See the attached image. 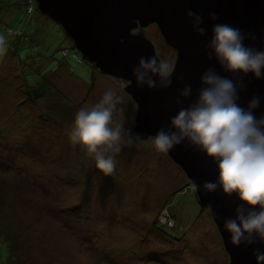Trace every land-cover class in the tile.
<instances>
[{"label": "rangeland", "instance_id": "1", "mask_svg": "<svg viewBox=\"0 0 264 264\" xmlns=\"http://www.w3.org/2000/svg\"><path fill=\"white\" fill-rule=\"evenodd\" d=\"M21 3L0 0V36L8 45L0 56V264H229L220 231L187 174L156 152L153 136L136 137L138 105L128 82L72 56L74 42L62 26L38 10L27 14ZM6 23L31 27L33 42L7 36ZM144 31L174 68L176 50L158 26ZM61 61L67 68L42 78L44 94L35 100L26 89L41 75L33 70ZM108 89L123 97L113 126L121 125L124 140L133 142L104 176L70 143L69 131L76 112Z\"/></svg>", "mask_w": 264, "mask_h": 264}, {"label": "water", "instance_id": "2", "mask_svg": "<svg viewBox=\"0 0 264 264\" xmlns=\"http://www.w3.org/2000/svg\"><path fill=\"white\" fill-rule=\"evenodd\" d=\"M35 1L42 14L62 26L85 60L104 74L128 82L125 89L138 105L135 130L139 138L154 137L161 128L170 130L172 117L197 103L201 90L207 87L202 76L209 70L234 82L237 103L242 107L247 109L254 97H260V105L253 111L257 118L264 116V78L227 70L210 46L214 25L227 23L241 29L245 46L264 50V0ZM189 11L203 18L198 30L193 28L196 17H189ZM211 12L218 18L213 19ZM151 24L158 26L177 58L170 85L166 78L154 76L155 87L147 83L137 87L132 68L141 57L159 56L145 31L133 30ZM167 154L187 174L201 206L213 217L230 256L229 264H257L254 252L257 248L264 251V244L234 246L223 228L226 220L236 218L238 208L247 215L248 206L237 194H225L219 185L212 192L203 189L206 181L218 184L217 164L188 140Z\"/></svg>", "mask_w": 264, "mask_h": 264}, {"label": "clouds", "instance_id": "3", "mask_svg": "<svg viewBox=\"0 0 264 264\" xmlns=\"http://www.w3.org/2000/svg\"><path fill=\"white\" fill-rule=\"evenodd\" d=\"M188 16L196 17L193 28L198 30L203 18L192 11ZM210 16L218 18L215 12ZM210 46L227 70L264 78V50L245 46L239 27L215 24ZM7 50V39L0 36V56L6 55ZM132 74L137 87L145 83L155 87L154 76L166 78L170 85L173 66L170 60L155 55L141 57ZM202 81L207 87L201 90L197 103L172 117L170 130L157 131L152 145L157 153L166 154L188 140L211 158L217 164L218 184L206 181L203 189L212 192L219 185L225 194H237L248 206L247 215L243 208H238L236 218L226 220L223 225L231 243L237 247L264 244V116L257 118L253 111L259 107L260 97H254L246 109L237 103L238 94L231 79L209 70L203 74ZM189 91L190 88L183 94L188 95ZM122 102V96L108 89L93 106L81 107L76 112L69 131L70 143L79 145L92 157L95 168L104 176L114 172L115 155L122 151L123 145L133 142L131 137L124 140L121 125L113 126L114 112ZM254 255L257 264H264V251L257 248Z\"/></svg>", "mask_w": 264, "mask_h": 264}, {"label": "trees", "instance_id": "4", "mask_svg": "<svg viewBox=\"0 0 264 264\" xmlns=\"http://www.w3.org/2000/svg\"><path fill=\"white\" fill-rule=\"evenodd\" d=\"M22 1V5L24 6V9H25V12L27 13V14H32V13H34L36 10H38L39 12H40V10L38 9V6H37V4L35 3V1L34 0H21ZM3 2V1H2ZM12 5V4H11ZM27 5H31V11H28V9H27ZM48 17V16H47ZM29 28H31V27H28V29H24L22 26H17V27H13V26H11V24H5V29H6V33H7V36H13V37H17V38H23V39H25V40H27V41H29V42H33V40H32V37H31V30L29 29ZM145 28H141V27H138V28H136V29H134L133 30V32H139V31H141V30H144ZM66 33V32H65ZM67 35V34H66ZM68 36V35H67ZM69 37V36H68ZM70 38V37H69ZM73 45H72V48H71V50H72V56H74L75 58H78V59H80V60H85L82 56H81V54L77 51V49H76V46H75V44L74 43H72ZM33 48H36V46H32V49ZM16 55H17V57L19 56L20 57V54H19V52H18V50H17V48H15V49H11ZM63 50V49H62ZM65 50H68L67 48H65ZM33 52H37V48L36 49H34V51ZM65 52V51H64ZM94 67H96L95 66V64L94 63H91ZM67 66H68V63H66L65 61H61V62H59V63H57L55 66H53V67H50L47 71H45V72H42L43 70H41V69H36V70H33V71H37L36 72V75L38 74V73H41V75H40V77H31L30 78V82L28 81V85H27V88L26 89H29V94H31L32 96H33V98L35 99V100H38L39 98H40V96L42 95V94H44V88H43V86H45V85H40V82H41V79L42 78H47L48 76V73H50V72H56L57 70H59V69H65V68H67ZM97 68V67H96ZM47 91H50V89H48V90H45V93L47 92ZM8 245H10V247H11V253L12 254H14L13 252H12V246H11V243H9ZM17 255L16 254H14L13 255V258L12 259H14L15 257H16Z\"/></svg>", "mask_w": 264, "mask_h": 264}, {"label": "built area", "instance_id": "5", "mask_svg": "<svg viewBox=\"0 0 264 264\" xmlns=\"http://www.w3.org/2000/svg\"><path fill=\"white\" fill-rule=\"evenodd\" d=\"M31 5H27V9H28V11H31Z\"/></svg>", "mask_w": 264, "mask_h": 264}]
</instances>
